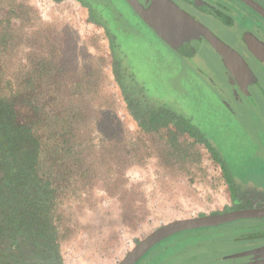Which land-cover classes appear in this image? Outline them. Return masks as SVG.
Returning <instances> with one entry per match:
<instances>
[{
    "label": "rangeland",
    "instance_id": "obj_1",
    "mask_svg": "<svg viewBox=\"0 0 264 264\" xmlns=\"http://www.w3.org/2000/svg\"><path fill=\"white\" fill-rule=\"evenodd\" d=\"M15 2L16 10L8 1L0 5V20L11 22L12 43L2 54L5 78L15 83L31 62L48 67L34 83L56 89L57 99L82 118L81 158L92 178L71 189L62 205L61 264H117L162 224L236 209L248 191L264 199V94L256 85L251 99H241L207 44L198 41L194 57H187L124 0ZM190 9L245 56L264 91V64L240 41L253 24L236 8H229L233 23L210 9ZM213 83L228 89L231 103ZM160 107L189 119L218 159L204 143L169 131L172 124L158 131L143 127L144 108ZM195 231L207 233L202 252L231 251L264 242V217ZM182 233L156 243L136 264H176L165 260L162 248ZM1 264L20 262L12 257Z\"/></svg>",
    "mask_w": 264,
    "mask_h": 264
},
{
    "label": "trees",
    "instance_id": "obj_2",
    "mask_svg": "<svg viewBox=\"0 0 264 264\" xmlns=\"http://www.w3.org/2000/svg\"><path fill=\"white\" fill-rule=\"evenodd\" d=\"M5 1L18 9L15 0L0 5ZM8 27L10 19L0 20V264L12 257L20 264H41L51 251L59 253L58 239L66 232L61 210L71 189L86 186L92 177L81 158L82 118L57 99L56 89L34 83L36 73L42 80L48 67L37 69L31 62L15 83L5 78L2 54L12 43ZM144 113L143 127L158 131L172 124L169 131L204 143L218 159L189 119L165 107Z\"/></svg>",
    "mask_w": 264,
    "mask_h": 264
},
{
    "label": "flooded vegetation",
    "instance_id": "obj_3",
    "mask_svg": "<svg viewBox=\"0 0 264 264\" xmlns=\"http://www.w3.org/2000/svg\"><path fill=\"white\" fill-rule=\"evenodd\" d=\"M83 1L87 2L88 0H81V2ZM124 1L128 3L129 6H131L134 13H137L139 15L138 18H141L143 22L146 24V26H149L150 28L153 29V27L149 25L147 19L144 16V12H143L144 10H146L148 11V13L153 12L154 14V11L150 8L151 4L153 3V0H124ZM172 1H175V3H177L178 1L187 2L186 4L188 5L177 3V6L183 11L190 14L192 17H194V19H196L197 21L205 25L210 31L212 30L209 28V26L197 17V15L194 13V11L190 9V7L191 8L196 7L201 10H206V11L207 9L208 10L210 9L211 12L214 11L215 14H219V15L224 14L223 16H225L227 20L232 23L233 21L230 17V13L232 11L229 10V8H236L238 13L243 18H247L246 20H249L254 26L253 29L243 30L244 34L241 36L240 41L257 57V59L260 62L264 64V17L261 14H259L257 11H255L253 8H251L249 5H247L245 2H243L242 0H172ZM132 3H134L137 6V9L135 6L132 5ZM211 7H214V8L211 9ZM222 10H226V12H223ZM139 12H141V14ZM149 15L151 16V14ZM150 18L151 20H153L152 17ZM189 36H188L187 31L184 33L177 34L176 37L173 36L175 37V40H176L175 44H177L179 48L181 47L182 49H184L183 54H185L187 57H194L195 50H196L195 45H197L198 41L202 43L204 42L211 49H213L211 45L208 43V41L202 35H200L199 37H191V35L189 34ZM238 53L243 57V59L249 65L248 60L245 58V56L240 51H238ZM218 56L221 60V57L219 54ZM223 68H224V73L226 77L229 79V81L231 82V84L236 89L240 90L241 99H248V100L251 99V93L249 92V89L252 86H256V85H257V88L261 91V93L264 94L262 87L261 86L259 87L258 77L251 67L250 68L255 74L257 79L256 81L250 82L247 84L239 83L238 81L234 79V77L229 73V71L224 67V65H223ZM213 85L223 95V97L227 100V102L229 103L232 102L231 97L229 96V91L225 86L218 85L217 83H213ZM258 194L259 193L254 190L252 193L248 191L246 194L239 196L240 198H238L237 200L238 204L236 207H233V208L264 207V199L262 197H258ZM241 219H249V218H241ZM199 228H203V227H199ZM195 230H197V228L179 231V232H184V233H182V235H179V237H177L175 241L164 242V245H163L164 247L162 248L163 249L162 251H165V260H167V262L176 263V264H196V263H200L199 262L200 260L205 259V260H208L206 264H264V242L256 241L253 244L245 248H239V249H235L231 251L221 250V252L217 251L211 254H206L202 252L201 250L203 247L207 246V242L204 239L207 236V233L206 234L197 233V231ZM179 232H176L173 234H179ZM171 236L172 234L162 239V241H159V242H163L164 240H166L167 238ZM151 248H149L145 252V254L149 250H151ZM187 250L193 252V254L186 255ZM198 251L199 253H197ZM41 264H61V262H60V259L57 253L54 251H51L48 257L45 260L43 259Z\"/></svg>",
    "mask_w": 264,
    "mask_h": 264
},
{
    "label": "water",
    "instance_id": "obj_4",
    "mask_svg": "<svg viewBox=\"0 0 264 264\" xmlns=\"http://www.w3.org/2000/svg\"><path fill=\"white\" fill-rule=\"evenodd\" d=\"M242 1L264 17V6L259 2L256 0ZM132 5L137 9L134 3H132ZM150 8L154 11V14L153 12L148 13V11L144 10V16L149 25L153 27L162 39L174 45L176 43L175 37L177 34L187 31L188 36L190 34L191 37H199L202 35L220 55L224 67L236 81L241 84L256 81L257 78L255 74L238 52L231 49L205 25L175 6L170 0H153ZM139 13L141 14V12ZM149 14H151V16ZM150 17H152L153 20H151ZM259 217H264V207L236 208L219 213L175 219L162 224L139 240L117 264L136 263L153 245L179 231L215 226L241 218Z\"/></svg>",
    "mask_w": 264,
    "mask_h": 264
}]
</instances>
